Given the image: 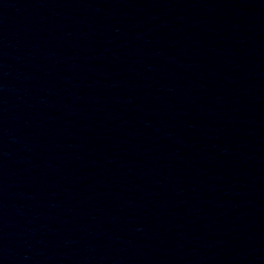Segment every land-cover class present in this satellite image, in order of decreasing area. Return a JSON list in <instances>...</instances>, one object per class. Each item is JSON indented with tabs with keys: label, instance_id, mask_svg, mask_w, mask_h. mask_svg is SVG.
Segmentation results:
<instances>
[{
	"label": "water",
	"instance_id": "1",
	"mask_svg": "<svg viewBox=\"0 0 264 264\" xmlns=\"http://www.w3.org/2000/svg\"><path fill=\"white\" fill-rule=\"evenodd\" d=\"M0 264H25V263L0 255Z\"/></svg>",
	"mask_w": 264,
	"mask_h": 264
}]
</instances>
